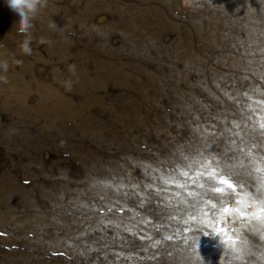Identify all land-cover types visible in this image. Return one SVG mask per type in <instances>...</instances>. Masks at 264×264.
Listing matches in <instances>:
<instances>
[{
    "label": "rangeland",
    "instance_id": "374dc122",
    "mask_svg": "<svg viewBox=\"0 0 264 264\" xmlns=\"http://www.w3.org/2000/svg\"><path fill=\"white\" fill-rule=\"evenodd\" d=\"M262 56L264 0H46L23 33L0 0V64L7 65L0 70V264H104L95 253L88 261L78 254L74 238L83 229L62 206L116 165L143 179L122 158L155 162L145 144L170 152L157 133L166 120L192 118L180 115L184 104L201 122L224 105L235 110L216 83L264 85ZM250 60L257 74L243 81ZM169 131L176 143H200L187 124L179 135L174 125ZM225 146L217 139L210 151ZM168 223L147 230L161 239L187 227ZM221 226L237 227L231 219ZM245 235L252 254L244 261L225 237L199 235L195 253L179 238L147 253L139 249L151 242L136 240L140 256L161 255L120 264H264V241Z\"/></svg>",
    "mask_w": 264,
    "mask_h": 264
},
{
    "label": "snow or ice",
    "instance_id": "6c2138e0",
    "mask_svg": "<svg viewBox=\"0 0 264 264\" xmlns=\"http://www.w3.org/2000/svg\"><path fill=\"white\" fill-rule=\"evenodd\" d=\"M252 63L250 60L249 66L242 69L243 81H250L248 72L257 74ZM259 80L264 81V64L260 66ZM216 88L236 106L235 110L224 105L201 122V115L193 106L184 104L180 115L187 113L192 118L182 122L166 120V126L157 133L173 146L170 152L161 155L145 144L144 150L155 157V162L131 155L122 158L129 167L141 169L143 179H134L125 165L119 164L108 169V176L89 181L83 197L77 196L62 206L66 214H76L81 223L83 230L74 238L80 243L73 247L85 261L93 253L95 260L102 259L104 264L157 260L159 251L150 256H140L139 252L158 249L174 238L181 239L195 253L199 235L225 237L222 242L229 244L237 260L244 261L252 254L245 232L264 241V85L249 83L240 87L232 83L222 88L217 82ZM212 95L219 103L220 97ZM202 108L207 109L208 105ZM185 124L199 144L185 146L175 142L169 129L174 125L179 135ZM221 138L226 145L224 151H210ZM88 192L93 195L89 197ZM186 209L192 211H187L181 220L180 214ZM229 219L237 227L221 226ZM169 221H179L187 227L172 235L162 234L161 239H155L147 230L150 226L159 233L162 227H171ZM187 233L194 235L189 238ZM136 240L151 243L137 252L132 250ZM172 255L167 252V256Z\"/></svg>",
    "mask_w": 264,
    "mask_h": 264
},
{
    "label": "clouds",
    "instance_id": "9594fccd",
    "mask_svg": "<svg viewBox=\"0 0 264 264\" xmlns=\"http://www.w3.org/2000/svg\"><path fill=\"white\" fill-rule=\"evenodd\" d=\"M45 2L46 0H4L8 9L16 16L18 30L22 33L28 30L32 16L41 6H44ZM22 48L26 54H30L31 48L27 42L22 45ZM6 68V64H0V70H6Z\"/></svg>",
    "mask_w": 264,
    "mask_h": 264
}]
</instances>
